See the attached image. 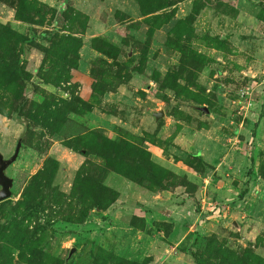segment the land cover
<instances>
[{"label":"rangeland","instance_id":"rangeland-1","mask_svg":"<svg viewBox=\"0 0 264 264\" xmlns=\"http://www.w3.org/2000/svg\"><path fill=\"white\" fill-rule=\"evenodd\" d=\"M16 109L0 264H264V0H0Z\"/></svg>","mask_w":264,"mask_h":264},{"label":"water","instance_id":"water-1","mask_svg":"<svg viewBox=\"0 0 264 264\" xmlns=\"http://www.w3.org/2000/svg\"><path fill=\"white\" fill-rule=\"evenodd\" d=\"M201 111L207 112L205 107H199ZM162 116V111L153 113L154 119ZM13 123L19 126V129L10 146H6L0 142V201L8 198L11 195V188L13 186V177L9 174V167L17 160L19 151L23 145V140L26 135L28 121L24 115H18V112L11 114ZM235 226L236 223L233 221ZM73 249H70L67 258Z\"/></svg>","mask_w":264,"mask_h":264},{"label":"trees","instance_id":"trees-1","mask_svg":"<svg viewBox=\"0 0 264 264\" xmlns=\"http://www.w3.org/2000/svg\"><path fill=\"white\" fill-rule=\"evenodd\" d=\"M17 73L20 74V69L19 68H17ZM15 112H19V109H16ZM201 163H202V160H201ZM6 210L11 211V208L10 207H6Z\"/></svg>","mask_w":264,"mask_h":264}]
</instances>
